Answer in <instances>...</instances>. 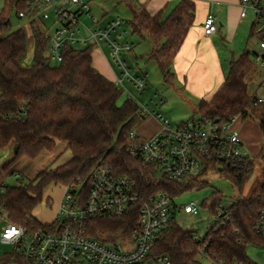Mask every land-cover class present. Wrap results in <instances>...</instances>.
Instances as JSON below:
<instances>
[{
    "label": "trees",
    "instance_id": "16d2710c",
    "mask_svg": "<svg viewBox=\"0 0 264 264\" xmlns=\"http://www.w3.org/2000/svg\"><path fill=\"white\" fill-rule=\"evenodd\" d=\"M134 1L136 6L128 5L133 16L129 23L132 33L154 42L155 49L145 59L154 62L165 82L171 84L175 80L173 62L196 20V4L182 0L164 19L161 13L150 15L138 0ZM15 2L5 0V10L0 13V150L13 148L12 159L5 169L23 158L36 159L43 152L54 150L57 142L68 144L72 159L40 172L29 183L21 182L15 187L0 185V210L9 222L28 229L41 228L43 225L33 213L43 202L45 189L50 185L80 186L87 196L90 175L99 164L116 176L128 178L143 197L163 191L180 198L207 186L206 182L159 181L153 168L143 166L129 155L128 135L141 119L139 106L132 100L119 104L122 91L94 68L93 48L66 50L62 62L53 66L47 57V38L34 28L33 61L29 67H23L28 37L24 29L10 32ZM255 28L253 25L251 37L257 35ZM250 56L246 51L233 61L219 91L211 100L201 101L196 110L205 121L227 124L239 118L241 123L257 122L263 136L259 153L261 180L249 197L244 196L243 190L253 173V158L247 159L241 168L223 171L224 177L240 192L231 206L228 224L208 235L211 259L224 264H254L246 254V247L264 244V238L254 231V223L264 209V102L259 101L257 94H250L245 82L250 65L254 64ZM223 198L214 192L210 200L203 202V208L214 212ZM138 211L136 207L117 219L92 220L90 235L103 242L131 236L137 226ZM201 245L193 239L191 231L173 225L161 233L153 253L168 255L172 264H203L199 257ZM10 263L28 264L14 249L0 257V264Z\"/></svg>",
    "mask_w": 264,
    "mask_h": 264
},
{
    "label": "built area",
    "instance_id": "2783aa9c",
    "mask_svg": "<svg viewBox=\"0 0 264 264\" xmlns=\"http://www.w3.org/2000/svg\"><path fill=\"white\" fill-rule=\"evenodd\" d=\"M93 0H17L13 4L12 16L26 24L27 37L38 28L47 38V57L50 63H61L66 50L98 48L106 44L110 50L111 62L118 68L115 84L139 106L141 119L155 117L160 121L159 130L146 138L134 130L128 135L127 152L143 166L153 168L159 181L171 183L204 182L209 173H220L229 168H241L252 156L246 152L239 118L230 123L205 121L201 117L173 126L168 119L153 111V106L163 104L155 94L149 103L134 99L127 84L139 92L147 88L146 76L133 74V69L124 59L135 48L133 43L120 44L125 20L118 17L106 27H99V21L92 14ZM241 18L252 13L255 33L262 35L254 65L264 71V0H240ZM90 18L94 27L84 24L82 17ZM206 37L218 32L216 18L209 15L203 24ZM126 33V31L124 32ZM118 37V38H117ZM27 57L23 67H29L32 57ZM258 97V94H257ZM259 98V97H258ZM264 102L263 98H259ZM89 194L79 187H65L57 215L52 223L38 229H28L9 222L0 210V219L7 226L0 233L2 244L12 247L28 264H172L168 255H155L154 247L161 233L178 225L176 219L182 212L199 218L210 215L214 223L201 238L191 232L195 241L201 242L199 257L210 264H224L211 259L208 252V235L219 230L230 221L232 204L224 207L220 201L214 212L203 208L196 201L186 205L178 204L179 198L159 191L143 197L135 185L126 177L113 174L104 165H97L90 178ZM138 207L137 226L131 236H122L115 242H103L90 235V222L95 219H117L131 213ZM256 234L264 238V209L254 223ZM237 236L238 232H234ZM240 242V241H238ZM17 264V263H16ZM230 264H252L232 262Z\"/></svg>",
    "mask_w": 264,
    "mask_h": 264
},
{
    "label": "rangeland",
    "instance_id": "374dc122",
    "mask_svg": "<svg viewBox=\"0 0 264 264\" xmlns=\"http://www.w3.org/2000/svg\"><path fill=\"white\" fill-rule=\"evenodd\" d=\"M191 1L196 4V20H202L212 14L217 17L222 14L230 15V32H224V28L220 27L219 21H216L218 25V46L216 47V50L222 57V64L227 72V75L231 63L238 60L246 51L250 52V58L253 63H255V54L260 52L259 42L263 39V37L258 34L251 37L252 25H254L256 29L261 27V24H255V19L252 13H249L247 18H241L239 11L237 12L235 8H230V2L232 0ZM197 1H199V3ZM134 2V0H93L91 3L92 14L94 18L99 21V27H106L112 20H115L118 17L125 20V24L121 29L123 35L120 38L117 37L118 42L120 44H126L128 42L133 43L135 48L131 54H126L124 59L127 61L128 65L133 68V74L140 75L143 73L144 75H147V88L141 96H139V92L137 90H134L131 85L127 84L130 88L129 91L133 93L134 99H137L138 102H142L144 104L149 103L150 99L153 98L155 94L158 95L159 99L164 100L165 102L163 104H158L157 107L153 106V111H155L156 114H159L162 118L170 120L173 126H178L188 120L196 119L198 117L196 112L198 103H193L187 99V96L183 93L182 85L180 83H177L176 81H173L171 84L165 82L157 65L154 62H149L145 59V56L155 49V44L148 37L141 38L139 35L132 33L129 23L132 21L133 16L128 5L131 6V3H133V5L136 6ZM5 7V0H0V13L5 10ZM172 8L173 5L171 4L166 14H169ZM82 20L88 27L95 26V23L90 18H86L84 16L82 17ZM25 24L26 22H20L15 15H13L11 19L10 32L22 28ZM196 24L197 23L195 21L193 26L196 27ZM125 31L126 33H124ZM34 51V41L33 38L32 40L30 38L28 40V56L32 57ZM110 55V48L106 44H102L101 47L94 48L93 50V63L100 69L103 67L105 68L107 67L105 58L110 59ZM28 61H30V64L28 65H31L32 59H29ZM57 65V63H53V66ZM250 66V71L245 79V82L249 87V92L252 95L258 94L259 98L264 99V71L258 69L254 64H251ZM109 69L111 73L110 76H112L111 78L115 82L116 77L114 75V71L118 72V68L115 66L113 70L111 68ZM125 101H127V96L122 94L119 104L123 105ZM151 119L152 118L140 119L138 125H141L142 127H134V131L143 138L149 137L152 129L156 127L146 124L144 121L148 120L149 122ZM238 127L246 145L245 151L250 153L255 163L251 178L248 180L243 190L244 196L249 197L257 188L258 183L261 180L262 165L259 153L263 146V136L257 122L246 121L239 124ZM244 133H247V136ZM60 145L62 146L64 144ZM61 146L55 150V153L58 152ZM8 149L12 150L11 153H13V148ZM1 155L0 173L5 177L3 185L15 187L19 186L21 182L26 184L33 181L37 177L38 173L46 170L47 167L56 168L57 166L65 164L66 160L70 156V152L62 154L56 162L49 163V165H46L45 167L37 166L35 169H31L32 167L28 164L31 160L24 158L18 161L10 170L6 172L2 170V167L9 160L3 157L4 154ZM18 175L21 177H18ZM22 178L23 180H21ZM203 181L207 183V186L204 189H195L187 192L177 200L178 204L186 205L193 201L203 203L206 200H210L214 192H219L224 197L222 201L223 206L228 207V205L234 203L235 199L240 194L239 188L235 186L230 179L222 176L218 172L207 174ZM63 193V186L50 185L45 189L44 200L33 213L34 217L42 225H48L55 219L57 208ZM176 223L183 229L197 233L199 237L203 238L213 225L214 219H212L208 214H204L199 218H194L193 216L182 212L178 215ZM6 226V222L0 219V233ZM11 252L12 247L2 244L0 240V257ZM246 254L249 260L254 264H264V244L247 245ZM200 259L203 264H210L209 261L202 258Z\"/></svg>",
    "mask_w": 264,
    "mask_h": 264
},
{
    "label": "crops",
    "instance_id": "0c3cea01",
    "mask_svg": "<svg viewBox=\"0 0 264 264\" xmlns=\"http://www.w3.org/2000/svg\"><path fill=\"white\" fill-rule=\"evenodd\" d=\"M180 1L182 0H138V4L143 6L150 15L156 16L159 13H161L162 17L165 19L176 8V6L179 4ZM197 2L199 3V1ZM230 3H231L230 8L231 9L235 8L237 12L239 11L241 17L240 0H232ZM171 4L173 5V8L169 12V14H166ZM212 15L216 18V21L217 20L219 21L220 27L224 28V32L227 33L231 31L229 27L230 25L229 14L228 15L222 14L219 17H217L214 14ZM206 18H203L202 20H195L197 23L196 27L193 26L194 28L193 27L191 28L180 52L176 56L172 65V71L175 75L174 81L182 85L183 93L187 96V99L189 101L193 103L196 102L198 104L203 100H211L214 97V95L219 91L221 86L225 83V80L227 78V72L225 71L224 66L222 64V57L220 54L217 53L216 50V47L218 46L217 45L218 32L212 37H206L204 35L203 24ZM252 29H253V25L251 28V32ZM30 38L32 40L33 35L28 36V40ZM105 60L107 62V67L105 68L103 67L102 69H100L94 63L93 66L105 78H107L111 82H114V80H112L111 78L112 76H110L111 73L109 68L113 70L115 66L111 62V59L105 58ZM114 75L116 77L118 75V72L114 71ZM145 76L147 75L145 74ZM149 118H152L151 121L148 122V120H146L144 122L146 124L153 125V127H156L152 129V132L150 133L151 136L159 130L161 123L155 117H149ZM136 127H142V126L141 125L139 126L137 124ZM245 135L247 136V133ZM60 144H64V145L61 146ZM59 146H61L60 149L58 150L57 153H55V150L59 148ZM67 147L68 144L66 142H57V145L54 148V150L45 151L42 154H40L36 159L27 158L31 160L30 163L28 164L30 167H32L31 169H35L37 166L45 167L46 165H49V163L56 162L61 157L62 154L66 152H70L67 149ZM11 151L12 150L9 149L0 150V160L2 158L1 154H4L3 157L7 158V160L10 161L13 156ZM71 159H72V154L70 152V156L66 160L65 164L68 163ZM9 161L2 167V170L4 172L8 171L5 169V167L9 163ZM48 168L49 167H47L46 169ZM18 177L21 176L18 175ZM4 179L5 177L0 173V185H3ZM64 191H65V187H64ZM58 208H57V212H58Z\"/></svg>",
    "mask_w": 264,
    "mask_h": 264
},
{
    "label": "water",
    "instance_id": "95a60500",
    "mask_svg": "<svg viewBox=\"0 0 264 264\" xmlns=\"http://www.w3.org/2000/svg\"><path fill=\"white\" fill-rule=\"evenodd\" d=\"M18 152V149L16 148V149H14V153L16 154Z\"/></svg>",
    "mask_w": 264,
    "mask_h": 264
}]
</instances>
